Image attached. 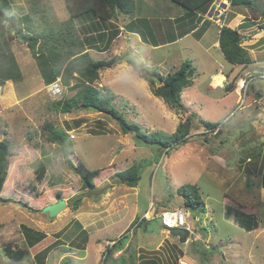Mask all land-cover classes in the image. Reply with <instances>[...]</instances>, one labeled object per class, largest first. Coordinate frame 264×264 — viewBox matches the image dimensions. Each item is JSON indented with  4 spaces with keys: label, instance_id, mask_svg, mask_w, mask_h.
I'll use <instances>...</instances> for the list:
<instances>
[{
    "label": "rangeland",
    "instance_id": "obj_1",
    "mask_svg": "<svg viewBox=\"0 0 264 264\" xmlns=\"http://www.w3.org/2000/svg\"><path fill=\"white\" fill-rule=\"evenodd\" d=\"M132 1L139 3H135V11L142 2L148 3L149 13L141 9L148 19H173L182 14L169 0ZM250 1L251 11L262 19L254 24L263 31L258 43L263 44L264 0ZM9 2L17 17L30 13L40 28L46 25L59 30L69 20L64 0ZM239 8L246 7L230 6L231 10ZM213 11H224L225 21L231 14L220 4ZM73 25L74 32L82 36L81 26L75 21ZM112 27H116L114 23ZM240 32L246 40L251 39V33ZM174 33L165 28L159 39L170 40ZM126 40L120 38L106 53H94L93 57L107 60L130 55V49L122 50ZM244 40V48H253ZM9 45L22 79L0 87V141H6L17 152L9 159L1 193L6 202H0V264H101L106 248L121 238L124 247L116 249L107 264H264V45L255 54L258 63L252 61L250 66L241 67L238 81L242 83L238 87L244 84L247 89L244 100L233 91L208 88V73L213 67L220 69L222 60L202 62L206 54L191 39L151 52L150 62L155 66L149 67L161 76L173 63L179 65L175 70L179 69L181 63H175L179 59L190 61L196 70L193 85L181 95L186 113L171 109L152 94L150 87L144 92L133 85L131 76L143 77L124 58L115 68L101 72L95 86L110 90L115 109L144 132L171 135L186 117H194L188 143L168 154L156 146L137 144L133 136L122 134L118 124L101 112L55 110L54 102L74 96L77 89L71 88L75 80L65 86L60 78L63 92L52 98L47 92L46 77L51 71L45 58L37 60L19 38ZM139 52H133L136 58ZM164 56L168 66L158 65ZM194 60L200 65L191 62ZM140 62L148 65L142 59ZM216 122H221L220 134L204 130L203 123ZM46 125L68 134L74 146L69 158L75 167L81 162L87 169L98 171L93 188H83L81 178L63 159L60 147L47 140ZM39 162L45 165L41 179L36 173ZM134 164L141 168L138 185L129 188L116 183L115 174ZM183 184L199 188L204 213L181 207L176 189ZM80 196L75 209V200ZM59 199L66 202L65 210L54 218L42 213L44 207ZM172 209L187 213L185 239L172 236L161 224L162 214ZM238 212L252 214L258 226L249 231L227 217ZM138 222L139 226L135 224ZM22 226L43 233L45 239L35 248L28 247ZM7 245L23 249L27 255L21 262L12 261L3 251ZM43 250L45 258L39 259L36 255Z\"/></svg>",
    "mask_w": 264,
    "mask_h": 264
},
{
    "label": "trees",
    "instance_id": "obj_2",
    "mask_svg": "<svg viewBox=\"0 0 264 264\" xmlns=\"http://www.w3.org/2000/svg\"><path fill=\"white\" fill-rule=\"evenodd\" d=\"M215 1L169 0L175 8L181 9V12L185 14L180 20H184L185 17L188 19L187 26H189L185 30L180 31L181 37L196 27L195 19L202 20L209 13ZM64 2L69 20L64 23L65 25H60L59 30H57L55 27L46 25L42 28L36 26V22L30 13L17 17L9 0H0V31H2L0 36V87L6 83L16 84L22 79L20 68L9 45V42L15 38L21 37L29 48L30 53L37 60L45 58L47 61L51 71L46 77L47 85H50L58 78H61L65 86H68L71 80H75L71 88L72 90L77 89L74 96L71 99H62L54 102L52 106L55 110L62 113H71L75 109L98 108L102 114L110 117L118 124L122 134H130L135 142L141 146H156L164 151L165 154L188 143L193 126V116L186 117L184 122L179 123L175 132L171 135L161 132L147 133L142 131L136 123L126 121L115 109L113 103L114 94L110 90L105 87L95 86V83L99 82L100 73L121 64L122 56L116 55L107 60H96L87 50L106 52L110 49L112 41L118 35L113 29L111 21L116 19L118 15L130 16L133 12V7H135L134 1L64 0ZM230 2L233 7L245 6L254 10L250 0H230ZM74 21L83 29L82 36L74 32ZM147 22V19L144 18L136 19L135 23H140V26H142ZM208 23V21H204L202 27H200L201 29L195 31L196 36L202 33ZM142 28L150 32L148 24L144 25V27L142 26ZM130 30L135 29L130 28ZM132 32L142 35L141 30ZM5 34L8 36L7 39ZM174 36L169 37V39L171 40ZM151 42L156 44V40ZM218 43L225 60L235 68H238L237 71L234 70L235 72L232 71L226 75L228 84H226L224 90L232 92L240 78L241 67L250 66L252 59L247 49L242 46V35L237 29L223 25L219 31ZM128 63L148 82L153 95L163 99L164 103L176 112L186 113L187 110L181 101V93L183 89L192 85V78L196 73L190 62L182 63L179 69L168 73L166 76H161L159 73L151 71L153 69H150L148 65H144L143 62L137 65L132 62ZM149 74L159 77L162 81V86L155 87L154 80L148 77ZM203 124L206 132H213V130L217 129L215 134L221 133V122ZM44 128L47 133V140L60 147L63 159L81 178L83 188H93V178L98 174V171L87 169L81 162H79V167H75L71 163L69 157L74 153V146L68 134L63 130L53 128L51 125H46ZM16 154L17 152L13 151L9 143L0 141V202H6L1 198V193L7 178L9 159ZM140 172L141 168L134 164L127 170L117 172L114 178L119 185L134 188L141 179ZM36 173L38 179L43 177L45 173V165L43 163H38ZM262 188L264 189V179L262 180ZM176 194L182 200L181 207L183 206L189 211L204 213L205 205L196 185L183 184L176 189ZM82 197L80 196L75 200V209L80 204ZM244 213H232V215H227V217L238 222V224L249 231L255 229L258 226L256 218L252 214ZM135 224L139 226L140 223ZM148 224L149 222L145 223V225ZM22 228L26 243L30 248H35L45 239V235L41 232L33 231L25 226H22ZM124 244L125 242L121 238L110 247H107L101 264H107L114 251L116 249L118 251L122 250ZM3 251L8 259L15 262H21L27 255L25 250L14 249L11 245L4 247ZM45 254L46 251L43 250L36 256L39 259H44ZM144 264H153V262Z\"/></svg>",
    "mask_w": 264,
    "mask_h": 264
},
{
    "label": "crops",
    "instance_id": "obj_3",
    "mask_svg": "<svg viewBox=\"0 0 264 264\" xmlns=\"http://www.w3.org/2000/svg\"><path fill=\"white\" fill-rule=\"evenodd\" d=\"M223 2L227 3V6L228 5L229 6L228 7L224 6L222 4ZM229 2H230L229 0H217L211 6L210 11L213 10L217 4H220L223 8H226L227 11H229L231 13L229 15V18H227L226 21L224 20V25H227L228 27H230L232 29H237L241 35H242V33L240 32V30H242L244 32L243 35L249 34V33L252 34V37L250 40H246L245 36H243L242 39L243 40L245 39L244 40L245 45L253 46V48H249L247 50L251 56L252 61H254V64L258 63L259 62V60L257 58L258 56H255V54H257V52L264 51V49H262L261 51L258 50L264 45V43L258 44L262 41V38H263L262 32L263 31L258 29L257 25L254 24V22H259L262 19L259 15H258V17H255V15H254L255 13L253 11H251V9H249V8L248 9H246V8L240 9L239 8L236 10H231L230 9L231 5L229 4ZM134 3H137V2L135 1ZM137 4H139V3H137ZM141 4L142 5L140 8H138V6H137L138 11H135V7H133V12L130 16L118 15L116 17V19H113L111 21V24L114 23L116 26L113 29L118 33V35L112 41L111 46L116 41L118 42L120 40V38L126 37L127 40H126L125 46H123L122 50H125L126 48H127V50L130 49V52H128V53H130L131 55L134 56L133 52H139L138 49L142 48L141 52H139V54L137 55L138 60L139 59L144 60L148 64V66L149 65L155 66V64H153V62H150L151 61V58H150L151 52L164 49L168 45L178 46L179 44H182V43L186 44L187 41L191 39L192 41H194L197 44L198 48L206 54L207 59L202 61V62L205 63L206 61H211L213 63H217L218 61L222 60L223 65H221V63H220V65H221L220 69L213 67L209 71V73H208V79H209L208 88L211 91L224 90L225 85L228 84V81H227L228 79H227L226 75L231 73L234 70L237 71L238 69L237 68L234 69V66L229 64L225 60L223 54L220 51L219 43H218V36H219V31H220L221 25L217 21L209 20V19H207L208 18L207 16H204V18H202V20L195 19L196 20V24H195L196 27L181 37L180 31L185 30L189 26V25L187 26V22H188L187 17H185L184 20H182V21L180 20V18L182 16H184L183 13H182L183 15L182 14L178 15L177 17H175L173 19H164V17H161L159 19H151V18L148 19V18H145V16H144L145 14H141L142 13L141 9H144V11L146 13H149V11L147 10L148 9L147 8L148 3L144 1ZM152 5L153 4H151L150 6H152ZM175 10L176 9L173 8L172 12H175ZM212 13H214V11ZM144 18L147 19V21H148L144 25L146 26L148 24V26L150 27V32L145 30L144 28H142V26L144 27V25L140 26V23H138V24L135 23L136 19H144ZM205 20L210 22V24L202 31V33L199 36L198 35L196 36L195 31L198 29H201L200 27H202ZM263 22H264V20H263ZM241 25H243V27L240 29L239 27ZM130 28L135 29V30H130ZM165 28L169 29L170 31L174 30V32L177 34H175V33L170 34L169 37H173V35H175L174 38H172L171 40L161 42L159 37H160V35L163 34V31L165 30ZM140 30L142 31V35H144V36H142L139 33L132 32V31H140ZM152 40H156V44H153V42H151ZM111 46H110V48H111ZM218 50L220 51V53H219L220 55L218 54ZM87 51L89 53H91V55H93L94 53L102 54V53L107 52V51L106 52H96L93 50H87ZM183 51H185V50H183ZM119 56H121V55H119ZM123 56H122V58H124ZM219 56H221V57H219ZM220 58H222V59H220ZM160 61H161L160 64H158L160 66H168V64H169L168 61H166L165 56L162 59H160ZM186 61H188V60H184V62H186ZM184 62H182V60L179 59L175 63H181L182 64ZM188 62H190V61H188ZM191 62H194L195 64L200 65V61H198V63L196 62V60L191 61ZM172 65L173 66H171V68H169V70L164 74V76H166L168 73L175 71V69L177 67H179V65L177 66L174 63ZM161 69H163V68H161ZM127 70L125 69L124 71L128 72ZM130 80L132 81L133 85L140 86L144 92L148 91L149 85L143 78H137L136 76H131ZM240 82H242V80H239L237 82V88L233 91L238 95H239V90H240V87H238V85L240 84ZM149 92H150V90H149ZM182 93H183V91H182ZM182 93H181V95H182ZM237 100L238 99H236V101Z\"/></svg>",
    "mask_w": 264,
    "mask_h": 264
},
{
    "label": "built area",
    "instance_id": "obj_4",
    "mask_svg": "<svg viewBox=\"0 0 264 264\" xmlns=\"http://www.w3.org/2000/svg\"><path fill=\"white\" fill-rule=\"evenodd\" d=\"M223 15H225L224 11L214 12L212 15V18L214 16L213 19H215L218 23H221L223 21L222 20ZM242 89H243V93H241V99L244 100L246 96L244 93L246 91L245 85L242 86ZM47 92L54 99L58 98L62 94L63 89L61 86L60 78H58L56 81H54L53 83L47 86ZM216 130H213V133ZM186 214L187 213H185V211H183L182 209H172V210L165 211L161 216V224L165 230H171V229L187 230Z\"/></svg>",
    "mask_w": 264,
    "mask_h": 264
},
{
    "label": "water",
    "instance_id": "obj_5",
    "mask_svg": "<svg viewBox=\"0 0 264 264\" xmlns=\"http://www.w3.org/2000/svg\"><path fill=\"white\" fill-rule=\"evenodd\" d=\"M211 13H209L210 15ZM21 41H23V39L21 37H18ZM124 60L128 61V62H132L134 64H139V60L138 58H136L133 55H126L124 57ZM149 78H152L155 82V85L157 87L162 86V81L159 77L154 76V75H148ZM89 110H92L94 112H100L98 108L95 107H89ZM67 207V204L64 200L59 199L56 203L47 205L46 207L43 208L42 213L47 214L49 218H54L56 217L60 212H62L63 210H65ZM169 233L172 236H178L180 238H184V236L186 235V231L184 229H171L169 231Z\"/></svg>",
    "mask_w": 264,
    "mask_h": 264
},
{
    "label": "clouds",
    "instance_id": "obj_6",
    "mask_svg": "<svg viewBox=\"0 0 264 264\" xmlns=\"http://www.w3.org/2000/svg\"><path fill=\"white\" fill-rule=\"evenodd\" d=\"M213 12V10H211V11H209V13H211L210 15H209V13L206 15L208 18L207 19H209V20H215V19H212V13ZM223 20V19H222ZM216 21V20H215ZM220 25H221V27L224 25V20H223V22H221V23H219ZM48 86V85H47ZM244 86V85H243ZM247 90V89H246ZM241 93H243V89H242V87H240V90H239V97L241 98ZM246 97V96H245ZM217 132V130L214 132V133H216ZM170 231V230H169ZM186 231V230H185Z\"/></svg>",
    "mask_w": 264,
    "mask_h": 264
},
{
    "label": "bare ground",
    "instance_id": "obj_7",
    "mask_svg": "<svg viewBox=\"0 0 264 264\" xmlns=\"http://www.w3.org/2000/svg\"><path fill=\"white\" fill-rule=\"evenodd\" d=\"M242 83V82H241ZM244 85V84H243Z\"/></svg>",
    "mask_w": 264,
    "mask_h": 264
}]
</instances>
